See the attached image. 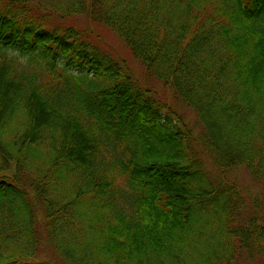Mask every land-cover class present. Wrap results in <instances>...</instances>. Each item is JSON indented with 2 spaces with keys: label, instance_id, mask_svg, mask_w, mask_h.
I'll use <instances>...</instances> for the list:
<instances>
[{
  "label": "trees",
  "instance_id": "obj_1",
  "mask_svg": "<svg viewBox=\"0 0 264 264\" xmlns=\"http://www.w3.org/2000/svg\"><path fill=\"white\" fill-rule=\"evenodd\" d=\"M64 1L0 0V264H59L38 243L68 264H264V0ZM107 30L203 135L122 74Z\"/></svg>",
  "mask_w": 264,
  "mask_h": 264
},
{
  "label": "rangeland",
  "instance_id": "obj_2",
  "mask_svg": "<svg viewBox=\"0 0 264 264\" xmlns=\"http://www.w3.org/2000/svg\"><path fill=\"white\" fill-rule=\"evenodd\" d=\"M64 2L68 4L71 1L68 0ZM105 34L107 36L105 43H107L108 47H110L113 51L119 54V57L121 58V60H123L125 64V68L122 69V74H130V77L135 81L134 83H137L136 85H140L141 88L144 89V91H147L146 93L148 95H152L151 102L154 98L157 99V101L165 108V110L161 112L162 117L172 118L175 125L176 123L180 122L188 123V125H191L193 127V133H195L197 137L203 135L205 132L204 124L195 109L184 103L183 100L176 93L174 94L173 92H171L162 81L153 76L146 75L142 62L130 56L128 49H126L123 41L120 38H116V35L110 32L109 30H107ZM151 102L149 104H151ZM206 118H208L209 121L213 123V129L211 132L213 135H215V138L221 139L223 143L222 147L224 146L225 148L227 147V149L229 148L232 150V146H238L236 142L239 140L240 135L238 134V132L235 131L231 124L226 123L225 120H223L222 118H217V116L213 117L212 115H209ZM193 133L191 132V134ZM208 135L209 132L207 131V136ZM208 137L210 138V136ZM200 140L202 141V138H199V141ZM195 141H192L193 152L194 148L197 145ZM209 146H211L210 141ZM196 155L198 156V154ZM229 176L233 179L228 177V181L232 183L235 180L236 184H238L237 186L242 189L244 195V200H242V202L243 204L245 203V205H247L246 209L249 211V208L251 207V205L248 203L249 201H247L249 199V196L262 195V189H260L259 183L252 178L251 174L247 171V168L243 164L237 166V170L235 172H231ZM237 190L234 188V194L239 197L240 190L239 194L237 193ZM36 237L40 239L41 243H44L45 236H42L40 233H37ZM30 250L34 251L40 256H45L48 258L52 257L54 260L56 259L59 264H68L63 259V257H61V251L56 250V248L53 249V247L51 246H41L38 243L36 248L32 247ZM54 252H56L57 254Z\"/></svg>",
  "mask_w": 264,
  "mask_h": 264
}]
</instances>
